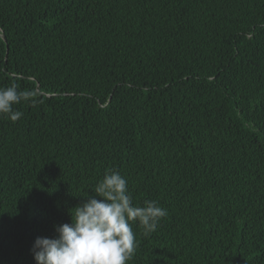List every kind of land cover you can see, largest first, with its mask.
<instances>
[{
    "label": "trees",
    "instance_id": "trees-1",
    "mask_svg": "<svg viewBox=\"0 0 264 264\" xmlns=\"http://www.w3.org/2000/svg\"><path fill=\"white\" fill-rule=\"evenodd\" d=\"M13 83L37 102L0 116V264L107 169L168 211L128 264H264V0H0Z\"/></svg>",
    "mask_w": 264,
    "mask_h": 264
},
{
    "label": "clouds",
    "instance_id": "clouds-1",
    "mask_svg": "<svg viewBox=\"0 0 264 264\" xmlns=\"http://www.w3.org/2000/svg\"><path fill=\"white\" fill-rule=\"evenodd\" d=\"M36 96L35 91L18 90L14 83L0 87V116L13 123L19 121L24 114L14 105L22 101L35 104ZM92 193L70 210L67 223L56 226L55 238L35 240L32 251L36 264H128L138 246L132 224L138 223L149 235L168 216L156 200L134 204L128 182L117 170L107 169Z\"/></svg>",
    "mask_w": 264,
    "mask_h": 264
}]
</instances>
